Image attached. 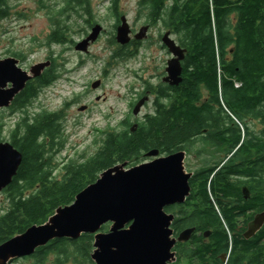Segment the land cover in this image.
Returning <instances> with one entry per match:
<instances>
[{
  "label": "trees",
  "instance_id": "obj_1",
  "mask_svg": "<svg viewBox=\"0 0 264 264\" xmlns=\"http://www.w3.org/2000/svg\"><path fill=\"white\" fill-rule=\"evenodd\" d=\"M36 1L45 8V0ZM109 1L117 17L120 0ZM64 3V9L50 18L46 46L74 43L68 24L70 13L85 16L88 28L96 25L88 0ZM136 5L145 26L160 25L184 50L181 82L174 87L146 84L142 95L153 96L152 112L137 122L134 132L132 124L123 120L118 128L95 140L97 146L92 153L60 166L54 156L64 149V109L26 112L40 91L57 80L54 64L29 81L9 106L11 113L23 112L10 130L8 141L20 152L22 162L12 183L1 193L7 206L0 215V245L32 226L46 223L58 208L71 205L82 190L116 165L130 168L141 164L150 151L174 154L185 149L188 138L204 127H216L210 135L221 139L222 144H231L227 149L233 150L241 144L243 133L245 140L250 136L242 124L245 115L264 123V0H138ZM11 9L0 0V21L10 17ZM61 15L66 16V22L61 23ZM131 45L114 57L136 56L127 50ZM134 47L136 50L138 46ZM13 56L21 57L17 53ZM203 95L209 97L208 101L197 107ZM2 130L0 124V135ZM249 148L247 141L242 142L241 160L248 161ZM256 150L257 163L262 164L263 137H257ZM225 168L229 169L217 171L213 178L208 173L201 186L204 198H208V188L222 195L234 192L236 188L227 176L235 164L231 162ZM93 242L92 235H82L76 241L54 240L26 259L33 264H94Z\"/></svg>",
  "mask_w": 264,
  "mask_h": 264
},
{
  "label": "water",
  "instance_id": "obj_2",
  "mask_svg": "<svg viewBox=\"0 0 264 264\" xmlns=\"http://www.w3.org/2000/svg\"><path fill=\"white\" fill-rule=\"evenodd\" d=\"M119 21L115 41L126 46L131 41V31L125 17ZM148 29V26L140 28L133 40L145 39ZM101 31L99 25L92 27L87 38L77 43L74 50L87 53L89 44ZM162 43L171 56L162 82L178 86L184 50L169 32L162 36ZM50 65V61L37 64L27 72L19 68L16 59L1 60L0 110L7 109L26 84L39 78ZM99 84L96 82L92 88ZM148 101L149 95H145L136 102L132 109L134 117ZM136 127L137 124L132 125L131 131ZM157 155V151H150L145 154V158L152 159L149 162L130 168L126 164L116 165L103 172L71 205L58 208L46 223L32 226L0 245V264L28 258L54 240L76 241L82 235L93 236L91 260L94 264H168L172 247L170 217L163 209L183 202L190 175L184 173L183 152L155 159ZM21 162L22 155L9 142L0 143V193L12 183ZM261 221L254 223V230L260 227ZM107 224L110 225L108 231L103 233L102 227Z\"/></svg>",
  "mask_w": 264,
  "mask_h": 264
},
{
  "label": "rangeland",
  "instance_id": "obj_3",
  "mask_svg": "<svg viewBox=\"0 0 264 264\" xmlns=\"http://www.w3.org/2000/svg\"><path fill=\"white\" fill-rule=\"evenodd\" d=\"M4 1L12 9L10 17L0 21V61L16 59L19 68L27 72L31 67L47 62L48 57H53L55 61L53 68L57 80L40 91L26 112L64 109L62 124L65 143L63 151L54 156L57 165L92 153L97 146L95 140L104 132L118 128L119 122L128 120L134 125L152 112L151 95L137 117L133 116L132 109L137 100L145 96L142 92L146 84H162L161 75L169 55L160 48V25L148 30L145 40L136 50L134 46L128 47L127 50L134 51L136 56L125 59L114 57L115 53L122 50L114 40L113 26L118 19L125 17L131 40L145 26L136 5L138 0H120L117 17L110 9L109 0H88L91 19L103 32H100L86 54L75 51L74 46L85 36L83 32L89 35L91 30L86 26L85 16L79 18L74 13H70L68 21L74 43L45 45L51 31L50 18L64 9L65 0H45V8H41L36 0ZM59 18L61 23L67 21L66 16L61 15ZM16 53L21 57H14ZM96 82L100 84L93 89L92 85ZM83 107L85 109L81 111ZM22 117L21 111L11 113L6 109L0 110V124L3 126L1 142L9 141L10 130ZM144 159L143 163L152 160ZM59 167L56 175L60 171ZM6 206L4 195L0 194V215ZM11 264H33V261L25 258Z\"/></svg>",
  "mask_w": 264,
  "mask_h": 264
},
{
  "label": "flooded vegetation",
  "instance_id": "obj_4",
  "mask_svg": "<svg viewBox=\"0 0 264 264\" xmlns=\"http://www.w3.org/2000/svg\"><path fill=\"white\" fill-rule=\"evenodd\" d=\"M118 22L119 19L113 26L115 34L120 25ZM165 33L167 31H160L159 44L161 50L169 55L167 65L171 56L162 43ZM169 34L174 40V36ZM87 36L88 34L83 36L79 42ZM141 41L132 39L128 45L139 46ZM94 42L89 44L87 50ZM120 47L124 52V46ZM47 61L54 64L53 57H48ZM166 65L161 75V83L168 86L162 82L166 76ZM208 98L203 95L201 102L196 106L205 105ZM242 124L250 134L245 140L243 133L242 138V142L247 141L250 145L248 161L240 159L242 142L233 150H228L231 144H222L221 139L210 135L209 132L216 131L214 126L195 132L186 141L185 149L178 151L184 153V173L190 177L187 180L188 192L183 202L163 209L170 217L169 239L172 247L168 264H264V160L260 161L262 164L257 163L256 150L257 137L264 139V123L251 115H245ZM157 153L155 159L168 156L160 151ZM231 162L235 164L236 169L230 172L227 180L236 188L234 192L231 195H222L219 192H211L208 188V198H204L201 186L207 180L208 173L209 178H213L217 171L229 169L225 167ZM260 219V227L254 230V223ZM109 226H103L101 231L106 233Z\"/></svg>",
  "mask_w": 264,
  "mask_h": 264
},
{
  "label": "bare ground",
  "instance_id": "obj_5",
  "mask_svg": "<svg viewBox=\"0 0 264 264\" xmlns=\"http://www.w3.org/2000/svg\"><path fill=\"white\" fill-rule=\"evenodd\" d=\"M257 252V251H256Z\"/></svg>",
  "mask_w": 264,
  "mask_h": 264
}]
</instances>
